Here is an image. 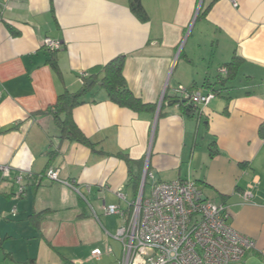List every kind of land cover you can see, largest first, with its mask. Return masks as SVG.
Segmentation results:
<instances>
[{
  "label": "crops",
  "instance_id": "crops-1",
  "mask_svg": "<svg viewBox=\"0 0 264 264\" xmlns=\"http://www.w3.org/2000/svg\"><path fill=\"white\" fill-rule=\"evenodd\" d=\"M140 1L147 20L132 0H0V264H123L124 219L104 206L129 213L145 175V195L195 181L254 241L246 264H264V0H203L202 16L200 0ZM46 37L61 48L46 50ZM120 55L129 87L154 107H122L96 86L73 110L92 145L62 138L48 111L58 95ZM180 86L217 95L187 113ZM50 167L73 186L47 178Z\"/></svg>",
  "mask_w": 264,
  "mask_h": 264
},
{
  "label": "built area",
  "instance_id": "built-area-1",
  "mask_svg": "<svg viewBox=\"0 0 264 264\" xmlns=\"http://www.w3.org/2000/svg\"><path fill=\"white\" fill-rule=\"evenodd\" d=\"M43 46L55 52L62 44L58 39L46 37ZM86 77L88 73L80 75L82 84ZM174 93H180V98L194 105H207L217 95L213 90L204 93L184 86ZM1 172L3 177L10 175L8 166H1ZM146 176L129 213L116 204L104 206L107 214L124 219L115 233L123 244V264H246V253L255 243L228 223L225 205L207 199L193 180L155 182L146 196ZM46 177L73 186L61 178L60 170L55 167L46 171ZM23 178V174L16 178L20 185L17 197L25 190ZM117 194L121 199L126 198L121 190ZM253 196L252 190L246 191L242 199L250 202ZM102 253L101 248H95L92 256L99 259Z\"/></svg>",
  "mask_w": 264,
  "mask_h": 264
},
{
  "label": "trees",
  "instance_id": "trees-1",
  "mask_svg": "<svg viewBox=\"0 0 264 264\" xmlns=\"http://www.w3.org/2000/svg\"><path fill=\"white\" fill-rule=\"evenodd\" d=\"M132 7L136 14H138L140 19L147 20V13L140 0H132ZM209 7L204 8L202 5L199 16L205 15ZM125 59V55H120L110 60L103 66L94 68L90 73H88V77H86L85 83H83L78 90L71 91L69 89H66L58 95L56 102L48 111L53 114L55 122L57 123L61 131L62 138L76 140L88 146L92 145L90 139H88L84 135V133L76 124L73 118V110L78 105L86 101L85 96L90 93L96 86H101V88L106 91L108 98L112 102L122 107H127L136 111L154 107L151 104L144 103L133 93V91L129 87L124 75ZM239 60L240 58L238 56H234L230 62L226 63V67L227 69H229L230 75L232 74L231 72H233L238 66ZM89 79L93 80V83L91 85L87 84V81ZM181 99L177 101L181 104L182 109L187 113L194 114L198 109L197 106L190 103L187 99ZM170 100L171 102L174 101L173 99ZM261 130L264 134V124L262 125ZM123 156L130 163V158L125 154H123Z\"/></svg>",
  "mask_w": 264,
  "mask_h": 264
},
{
  "label": "water",
  "instance_id": "water-1",
  "mask_svg": "<svg viewBox=\"0 0 264 264\" xmlns=\"http://www.w3.org/2000/svg\"><path fill=\"white\" fill-rule=\"evenodd\" d=\"M202 3H203V0H200L199 5H198V12H199V10L201 9ZM198 12H197V14H198ZM92 83H93V80H92V79H89V80L87 81V84H88V85H91ZM178 96L181 97V94L179 93Z\"/></svg>",
  "mask_w": 264,
  "mask_h": 264
},
{
  "label": "rangeland",
  "instance_id": "rangeland-1",
  "mask_svg": "<svg viewBox=\"0 0 264 264\" xmlns=\"http://www.w3.org/2000/svg\"><path fill=\"white\" fill-rule=\"evenodd\" d=\"M149 193H150V187L147 186L146 195H149Z\"/></svg>",
  "mask_w": 264,
  "mask_h": 264
}]
</instances>
